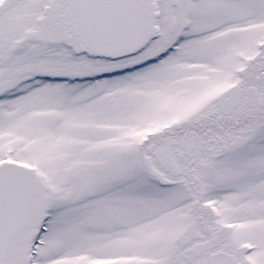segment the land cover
Masks as SVG:
<instances>
[{"label":"snow or ice","instance_id":"6c2138e0","mask_svg":"<svg viewBox=\"0 0 264 264\" xmlns=\"http://www.w3.org/2000/svg\"><path fill=\"white\" fill-rule=\"evenodd\" d=\"M0 264H264V0H0Z\"/></svg>","mask_w":264,"mask_h":264}]
</instances>
